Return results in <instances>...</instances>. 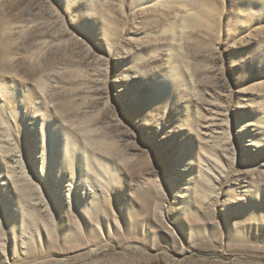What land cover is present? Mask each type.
Instances as JSON below:
<instances>
[{
	"label": "rangeland",
	"instance_id": "1",
	"mask_svg": "<svg viewBox=\"0 0 264 264\" xmlns=\"http://www.w3.org/2000/svg\"><path fill=\"white\" fill-rule=\"evenodd\" d=\"M0 264H264V0H0Z\"/></svg>",
	"mask_w": 264,
	"mask_h": 264
},
{
	"label": "bare ground",
	"instance_id": "2",
	"mask_svg": "<svg viewBox=\"0 0 264 264\" xmlns=\"http://www.w3.org/2000/svg\"><path fill=\"white\" fill-rule=\"evenodd\" d=\"M201 13H202V12H201ZM203 14H204V13H203ZM194 16H195V15H194ZM201 16H202V15H201ZM201 16H200V17H201ZM200 17H199V18H200ZM190 19H191V18H190ZM192 19H193V18H192ZM191 21H192V20H191ZM194 21H195V23L201 24V21H202V20L194 17Z\"/></svg>",
	"mask_w": 264,
	"mask_h": 264
}]
</instances>
